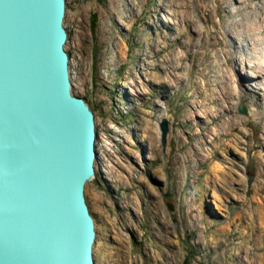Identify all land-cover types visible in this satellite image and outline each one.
Segmentation results:
<instances>
[{
  "label": "rangeland",
  "instance_id": "obj_1",
  "mask_svg": "<svg viewBox=\"0 0 264 264\" xmlns=\"http://www.w3.org/2000/svg\"><path fill=\"white\" fill-rule=\"evenodd\" d=\"M65 1L95 264H264V0Z\"/></svg>",
  "mask_w": 264,
  "mask_h": 264
},
{
  "label": "water",
  "instance_id": "obj_2",
  "mask_svg": "<svg viewBox=\"0 0 264 264\" xmlns=\"http://www.w3.org/2000/svg\"><path fill=\"white\" fill-rule=\"evenodd\" d=\"M65 9L0 0V264H95L98 135L72 91Z\"/></svg>",
  "mask_w": 264,
  "mask_h": 264
},
{
  "label": "bare ground",
  "instance_id": "obj_3",
  "mask_svg": "<svg viewBox=\"0 0 264 264\" xmlns=\"http://www.w3.org/2000/svg\"><path fill=\"white\" fill-rule=\"evenodd\" d=\"M174 3V2H173ZM186 3V2H185ZM170 5V4H169ZM171 6V5H170ZM184 7V6H183ZM169 16L170 17H176V14H175V12L174 11H171L170 10V12H169ZM191 17V16H190ZM219 17V16H218ZM221 17V16H220ZM185 22V21H184ZM251 22H254V20H252ZM189 23V22H188ZM258 23V29L260 28V29H263V27L260 25V22H257ZM158 26V25H157ZM163 27V29L164 30H168V27L166 26V25H161L160 24V27ZM252 27V26H251ZM253 28V27H252ZM239 29H242L243 31H248L249 30V32H252L251 31V28H250V25H246V24H239ZM186 30V29H185ZM264 32V30H261V33H263ZM182 34V33H181ZM184 35V34H183ZM217 35V34H216ZM165 37H162L161 38V43H163L164 44V42H165V39H164ZM215 39V38H214ZM252 41H254V42H257V41H255L254 39L252 40ZM258 43V42H257ZM165 45V44H164ZM113 47V46H112ZM167 47V45H165V47H164V49ZM182 47V46H181ZM166 50V49H165ZM165 52V51H164ZM224 52V54H225V57H227L228 55L226 54L227 52L224 50L223 51ZM229 53V52H228ZM259 57H257V59H255L256 61L254 62L255 64H257V65H254L253 66V68H255V72H254V74H253V76H255L256 78H258V77H260L262 74H263V69H264V67H263V69H261V66H263L264 65V59H263V55H258ZM224 57V58H225ZM165 61V60H164ZM169 61V60H168ZM253 63V64H254ZM206 66V65H205ZM230 69H233V67H232V65L230 66ZM153 71V70H152ZM169 71V70H168ZM167 71V72H168ZM229 74V73H228ZM166 75L167 74H165L164 76L166 77ZM230 76V75H229ZM241 76V75H240ZM164 77V78H165ZM169 77V76H168ZM163 78V79H164ZM240 78H243V80L244 81H247V79L245 78V77H240ZM241 80V79H240ZM241 82H242V80L240 81V83H239V81H238V86L236 87V89H238V90H240V93H242V92H244L245 93V91L243 90V88H242V90L243 91H241V85H239V84H241ZM140 84V83H139ZM240 86V87H239ZM230 94L232 95L233 93H236L237 91H235L234 89H235V85H231L230 87ZM228 88V89H229ZM141 89V88H140ZM244 93H242V95H244ZM237 94V93H236ZM246 94V93H245ZM245 97H246V95H245ZM239 119V118H238ZM234 128V127H233ZM184 137V136H183ZM155 138V137H154ZM182 139V138H181ZM154 140V139H153ZM173 142V141H172ZM156 145V144H155ZM173 145V144H172ZM184 146V145H183ZM151 147H154L153 146V143L151 144ZM173 149V148H172Z\"/></svg>",
  "mask_w": 264,
  "mask_h": 264
}]
</instances>
